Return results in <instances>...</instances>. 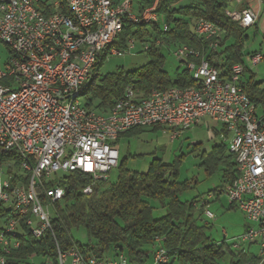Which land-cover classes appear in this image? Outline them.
<instances>
[{
    "label": "built area",
    "instance_id": "obj_1",
    "mask_svg": "<svg viewBox=\"0 0 264 264\" xmlns=\"http://www.w3.org/2000/svg\"><path fill=\"white\" fill-rule=\"evenodd\" d=\"M224 1L230 20L244 30L256 28L263 0ZM73 3L81 13L83 28L75 27L71 17L60 11L58 2L49 8L42 0H0V6L7 9V17H0V44L9 50L0 68V78L9 80V88L0 92V149L13 151L19 158L18 163H0V206L10 211L9 218L0 217V264H6L5 254L18 249L15 242L6 240V230H18L23 221L35 227L36 236L32 237L37 240L51 230V209L66 194L60 186L45 188L56 175L81 173L93 182L108 180L119 165V153L112 144L125 133L160 126L173 130L175 140L206 119L220 124L228 133L220 137L235 157L238 178L222 193L250 225L234 240L232 248L238 251L256 246L255 261L246 264H264V113L244 90L248 69L243 63L235 65L224 80L208 61H194L199 58L198 52L179 46L174 48L173 57L179 63L187 62L183 66L191 74L193 86L154 91L143 99L128 88L107 113L87 108L86 100L67 110V96L93 74L101 60L97 51L103 43L120 41L127 23H159L158 0L147 8H142L138 0ZM193 33L209 41L213 51L218 50L219 29L200 20L194 23ZM135 47L134 39H129L125 48L105 59L131 54ZM148 48L143 45V51ZM263 61L260 53L249 57L252 67ZM58 72L68 75V83L63 84L65 93L50 94L44 90V83L58 81ZM73 120H80V127H73ZM21 156H28V163H21ZM5 181H17L13 192H5ZM82 194L91 195L92 187L84 188ZM29 203H36V210H29ZM205 217L214 220L208 211ZM153 248V264H169L163 240L156 239ZM44 264L132 263L124 254L105 260L86 257L73 246L67 251L58 249L55 262Z\"/></svg>",
    "mask_w": 264,
    "mask_h": 264
},
{
    "label": "trees",
    "instance_id": "obj_2",
    "mask_svg": "<svg viewBox=\"0 0 264 264\" xmlns=\"http://www.w3.org/2000/svg\"><path fill=\"white\" fill-rule=\"evenodd\" d=\"M111 1L120 3L122 0ZM155 1L138 0V4L147 8ZM54 2H59L60 11L69 16L66 0H42L43 5L49 8ZM227 7L224 0H158L156 12L159 23H127L120 41L113 45L122 49L127 40L134 39L136 46L138 44L141 48L138 54L144 53L149 59L148 63L133 71L117 69L115 73L100 78L99 72L108 57L105 51L94 68L91 84L84 90L87 108L107 113L128 88H132L138 98L143 99L154 91L193 86L192 76L185 67L182 72L177 69L174 79L165 71L164 50L179 46L198 52L199 58L194 60L197 64L206 60L218 70L221 79H228L232 67L243 63L244 43L248 38L247 30L225 15ZM200 20L212 23L220 30L218 50L213 51L209 41L194 35L193 25ZM157 41L161 45L157 46ZM143 45H148V50L143 51ZM180 64L187 65V62ZM244 90L254 106L264 113V89L261 84L255 83L254 77L250 76L244 83ZM145 129L148 128L130 130L112 146L116 147L122 139L137 136ZM150 129L153 132L164 131L160 126ZM213 134L228 136L225 128L220 133L213 131ZM10 160L18 163L19 158L13 151L0 149V163ZM125 161L119 163L118 177L114 183L110 179L93 182L87 175L70 173L56 175L45 184L46 189L60 186L66 192L63 200L53 205L51 230L37 240L32 237V228L21 221L18 229L20 235L17 237L20 246L7 256L6 264L55 262L58 249L67 251L73 246L86 257L105 260L124 254L132 264H145L151 256L146 248L154 246L156 239L163 240L170 258L169 264H224L227 260L228 264H246L255 261L249 247L236 251L232 244L214 242L206 234L209 225L202 224L195 217L197 201H180L179 196L189 188V181L178 180L179 160L164 164L155 159L144 174L128 170ZM201 161L206 175L213 176L220 172L227 187L238 178L235 157L229 153L225 143L203 153ZM8 182L11 189L13 183L17 184V181ZM88 186L92 187V194L86 196L82 190ZM222 192L221 188L213 191L216 195ZM148 200L158 202L166 215L154 219V209ZM0 217L9 218V209L0 206ZM80 229L86 233V245H80L71 237L72 230Z\"/></svg>",
    "mask_w": 264,
    "mask_h": 264
},
{
    "label": "rangeland",
    "instance_id": "obj_3",
    "mask_svg": "<svg viewBox=\"0 0 264 264\" xmlns=\"http://www.w3.org/2000/svg\"><path fill=\"white\" fill-rule=\"evenodd\" d=\"M125 1V0H122ZM264 1V0H263ZM263 15L256 28L246 31L247 41L244 43L243 64L248 69L246 78L253 76L257 84H261L264 89V61L258 66L252 67L249 57L253 53H260L264 57V7ZM174 49L164 50L165 71L171 79L176 76L177 69L182 72L184 66L173 57ZM141 52L140 46L135 47L131 54L123 57L109 58L99 72L100 78L115 73L117 69L133 71L146 65L149 61L147 56L138 54ZM9 57L7 48L0 44V68ZM220 125L210 120H205L200 126L183 131L180 136L172 140L173 133L169 129L153 132L150 128L145 129L141 134L122 139L115 149L119 153V163L125 161L128 170L137 173H147L153 160H160L164 164H172L176 160L179 164V182L189 181V188L179 196L181 202H191L196 200L195 217L202 224L209 225L206 231L214 242L230 245L237 238L245 233L248 222L243 214L231 206L225 193L216 195V189L227 188L222 181L220 172L213 176H207L201 166V156L208 153L213 146L219 145L222 140L220 136H215L213 130L220 131ZM118 177V170L111 172L109 179L114 183ZM211 199H209L210 197ZM153 210L154 219H161L166 215L164 209L156 201L148 200ZM208 211L214 216V220H207L205 212ZM52 212V209H51ZM72 239L80 245L87 244V236L84 230H72ZM149 253L154 251L153 246L146 248ZM250 252L256 253L257 247L251 246ZM39 264L40 262H36ZM145 264H153L152 255ZM228 264V260L224 262Z\"/></svg>",
    "mask_w": 264,
    "mask_h": 264
},
{
    "label": "bare ground",
    "instance_id": "obj_4",
    "mask_svg": "<svg viewBox=\"0 0 264 264\" xmlns=\"http://www.w3.org/2000/svg\"><path fill=\"white\" fill-rule=\"evenodd\" d=\"M60 7V4L58 2ZM66 6L69 11V17L73 20V23L76 28H83V20L81 17V13L78 9H76L73 0H66ZM0 17H7V9L5 6H0ZM208 25L214 26L212 23L205 21ZM135 25H149V21H133ZM167 30V29H166ZM165 30V31H166ZM206 41V40H205ZM119 41H108L103 43L101 50L97 51V59H99L105 51H107V55L109 57L110 54H115V51L119 50L117 47L113 45L118 43ZM134 46H136V42L134 41ZM92 74H89L88 77L84 80L83 84L79 89L71 95L67 96V100L65 102V109L74 110L76 103L82 102L85 100V89L91 84ZM68 83V75L66 72H58V81L48 80L44 83V90L48 91L50 94H64L65 93V85ZM9 88V80L7 78H0V92L1 89ZM73 127H80V120H73ZM7 150L8 149H3ZM21 163H28V156H21ZM5 192H13L8 181H5ZM29 210H36V203H29ZM28 228H32V236H36V229L31 224H25ZM20 235L18 230H6V240L10 242H15V244L20 246L19 241H17V237ZM9 254H5V262L7 260V256Z\"/></svg>",
    "mask_w": 264,
    "mask_h": 264
},
{
    "label": "crops",
    "instance_id": "obj_5",
    "mask_svg": "<svg viewBox=\"0 0 264 264\" xmlns=\"http://www.w3.org/2000/svg\"><path fill=\"white\" fill-rule=\"evenodd\" d=\"M262 15H263V11H262V13H261ZM261 18H262V16H261ZM206 120H208V119H206ZM205 121V120H204ZM204 123V122H203ZM220 125V124H219ZM200 126V125H199ZM221 126V125H220ZM222 129H223V127L221 126L220 127V131H217V130H213V131H215V132H218V133H220L221 131H222ZM221 143H223V141L221 142ZM226 144V143H225ZM227 145V144H226ZM250 225L249 224H247V226H246V228H245V231L247 230V228L249 227Z\"/></svg>",
    "mask_w": 264,
    "mask_h": 264
}]
</instances>
